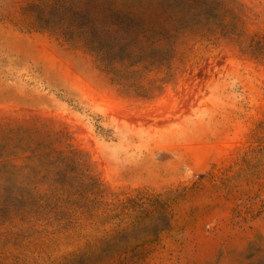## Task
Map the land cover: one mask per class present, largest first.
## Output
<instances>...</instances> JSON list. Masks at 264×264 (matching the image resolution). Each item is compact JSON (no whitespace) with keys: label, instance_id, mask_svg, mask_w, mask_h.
Returning a JSON list of instances; mask_svg holds the SVG:
<instances>
[{"label":"rangeland","instance_id":"obj_1","mask_svg":"<svg viewBox=\"0 0 264 264\" xmlns=\"http://www.w3.org/2000/svg\"><path fill=\"white\" fill-rule=\"evenodd\" d=\"M0 264H264V0H0Z\"/></svg>","mask_w":264,"mask_h":264},{"label":"trees","instance_id":"obj_2","mask_svg":"<svg viewBox=\"0 0 264 264\" xmlns=\"http://www.w3.org/2000/svg\"><path fill=\"white\" fill-rule=\"evenodd\" d=\"M138 27H141L142 25H137ZM140 31H147V33H151V31H153L152 29H150V27H149V29H143V28H138Z\"/></svg>","mask_w":264,"mask_h":264}]
</instances>
